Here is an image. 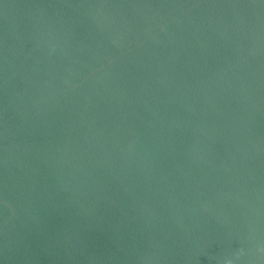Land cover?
<instances>
[{
    "label": "water",
    "instance_id": "95a60500",
    "mask_svg": "<svg viewBox=\"0 0 264 264\" xmlns=\"http://www.w3.org/2000/svg\"><path fill=\"white\" fill-rule=\"evenodd\" d=\"M0 264H264V0H0Z\"/></svg>",
    "mask_w": 264,
    "mask_h": 264
}]
</instances>
